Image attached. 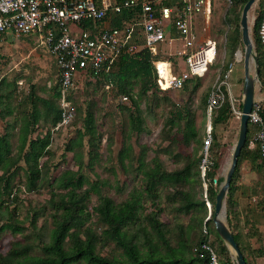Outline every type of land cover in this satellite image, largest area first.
<instances>
[{
	"label": "trees",
	"instance_id": "trees-1",
	"mask_svg": "<svg viewBox=\"0 0 264 264\" xmlns=\"http://www.w3.org/2000/svg\"><path fill=\"white\" fill-rule=\"evenodd\" d=\"M247 1L231 0L232 5L227 15L233 14L238 6L243 7ZM176 2V0H168L165 4L171 5ZM263 11L264 8H261L260 2L257 9L258 15L254 26L253 39L255 51L259 58V75L262 86H264V55L259 41L258 26ZM140 17L141 8L140 6H135L124 9L116 15H110L107 21L109 25L119 28H124L126 25L134 23L136 27L131 41L142 43L144 41L141 32L142 28L138 24ZM168 28L175 30L172 24H169ZM239 43H242V40L240 41V37L237 36L236 39L232 37L228 44L232 59ZM157 59H163V57L161 54L152 53L147 47L134 53L122 50L116 58L106 63L99 77L94 79L87 76L89 81L104 78L106 80L105 86L109 91L119 96L120 99L124 95L128 97L127 101H122L124 103L127 102L125 104H129V106L122 107L129 112L130 129L133 132L140 133L145 128L143 110H141L139 102L140 98L147 97L150 92L153 98H157L159 93H167L172 90H163L159 87L157 70L153 63ZM231 63L232 60L230 59L223 63L220 78H225ZM201 77L200 75L190 76L180 89L189 86V84ZM136 85H140L138 95L134 92ZM9 86L8 84L6 88H2V85H0V118L7 119L5 126L0 128V198L3 193L9 191L12 178L11 169L21 158L29 164L25 182L26 188L31 191L42 185V181L45 180L43 168L45 167L46 170L48 167L46 161L41 165L39 161L41 157L51 152V128H54L61 119V106L57 103V99L61 95L60 87L54 92V97L51 99L40 96H36V98L33 96L32 98L33 93L31 92L32 95H29V99L34 110L29 117H24V122L20 129L19 153L13 156L10 130L14 124L8 119V116L14 111L10 105L14 94L10 91ZM198 86V84H195L192 92L195 93ZM224 90L226 92V100L222 106L214 110L212 115L211 145H213L214 158L209 160L210 163H208L204 173V180L208 184L206 190L208 195L206 197L203 192L204 188L201 186L203 181V155L197 156V149L196 152L185 156L187 160L181 168L173 171L165 170L158 157L153 158L150 165H147L140 155L138 157L139 168L144 171L141 186L133 187L124 200L116 202L108 194L101 193L99 182H89L83 173L84 163L77 151L78 147L85 144L84 137L72 138L66 144V150L74 152L76 158H78V169H66L59 177L49 181L52 189L48 203L52 209L50 214L53 227L50 229L49 239L42 248V253H34L33 247L28 242H21L20 239L15 238L11 241L10 249L6 253L0 252V264H75L81 261L86 264H212L213 254H215L218 264H235L227 245L218 234L213 220L216 194L224 180L223 177L218 175L224 154V149L221 145H226L220 141L218 130L236 119L232 111L229 92L226 87H224ZM209 94L204 99L203 107L205 109L207 108ZM236 98L239 100L238 105L242 109V95L239 94V97ZM39 101L44 105V115L37 108ZM50 111L53 113L51 128H48L43 136L30 137L32 128L38 126L37 123L40 117L44 116L48 119ZM178 120H183L182 136L185 143L188 144L194 139L200 141V146L205 147V121L198 126L192 110L185 107L183 110L181 108L176 109L169 118L172 124H176ZM84 128L86 129L85 135L90 137L88 145L92 147L89 150V154L90 160H93L99 154L98 148L102 140L94 141L100 133L96 130L94 113L91 111L86 115ZM252 129L249 124L245 146L239 155L230 190L225 201V206L227 204V224L234 233V237L248 264L256 261L257 257L264 256V244H261L260 247L250 246L249 249L244 244L247 236L253 238L251 233L254 232V235H260V231L257 227L256 231L253 230L254 221L250 217L252 216L251 214L246 215L245 221L240 217V203L236 196L238 189L237 178L239 177L243 161L249 160L253 164H258V166L259 164L264 166V155L260 148L258 146L254 148L249 146ZM26 148L28 149L25 151ZM118 157L123 167L132 163L135 158L132 144H124L118 152ZM45 172L47 175L48 170ZM214 180H216V183H214ZM3 181H5L4 184H2ZM87 183L90 185L85 187ZM179 185L183 186L182 189L176 190L169 198L175 203L178 202L176 209L179 212L192 213V222L187 225V234H178L177 244L174 245L169 237L170 231L167 225L159 218V214L164 208H161L158 197L162 188ZM197 187L200 190V197L197 196ZM93 192L99 195V201L97 205L93 206V210L105 227L101 235L94 230L92 225H86L92 215L88 209V202ZM149 200H151V204L155 208L144 214L145 203ZM208 202L211 203L212 214L205 220L209 207ZM258 202L256 205L264 210V195ZM9 204L8 200H3L0 203V219L15 220L12 216V210H9ZM38 214L37 210L33 212L34 220L37 219ZM204 222L207 227L205 231L202 229ZM6 226L12 227L15 231L20 229L18 225L10 221ZM197 228L200 229L199 237L194 241L191 239L189 232L191 229ZM247 229H249V232L246 231ZM212 233L215 234L214 240L211 238ZM108 242H113L117 247L121 248L120 254L103 255L97 250L99 243L104 245ZM250 255L253 256L252 262L249 259Z\"/></svg>",
	"mask_w": 264,
	"mask_h": 264
},
{
	"label": "rangeland",
	"instance_id": "rangeland-1",
	"mask_svg": "<svg viewBox=\"0 0 264 264\" xmlns=\"http://www.w3.org/2000/svg\"><path fill=\"white\" fill-rule=\"evenodd\" d=\"M231 5V0H213L211 14L213 22L210 29L213 31L212 38L217 41L218 52L214 62L210 65L208 70L197 80L199 82H192L183 89H172L167 93H159L157 98H153L151 92L147 97L144 96L140 98L139 102L141 110H143L145 127L143 132L138 133L131 131L129 112L122 107L129 106V104H125L127 102L124 103L119 96L106 88V80L104 78L96 81H89L88 78L85 77L78 81L77 87H75L69 95L75 114L71 124L67 125V127H60L59 129H55V127L51 128L52 111L48 113V119L44 116L40 117L37 123L38 126L32 128L30 137L43 136L46 133L45 131L51 128V152L41 157L39 161L40 165L46 161L48 167L46 170H48V174L46 175L44 167L43 175L45 180L42 181V185L39 188L30 191L26 188L25 184L29 164L21 158L11 169V186L7 193H3L0 198V203L3 200H8L10 202L9 210H12V216L15 220L0 219V252L6 253L10 249L11 241L17 238L20 239L21 242H28L33 247L34 253H42V248L47 244L46 242H48L50 229L53 227L50 214L52 209L48 203L52 189L49 181H53L56 177H59L66 169H78V158H76L74 152L66 150V144L72 138L84 137L85 144L78 147L77 151L84 163L83 173L86 175L89 182H99L101 185V193L108 194L116 202L124 200L133 187L141 186L144 178V171L139 168L138 157L140 155L147 165H150L153 158L158 157L163 168L167 171L181 168L186 163L187 158L185 156L196 152L197 149V156L203 155V158L206 159L207 157L208 161L213 160V145L206 149V147L200 146V141L194 139L186 144L182 136L184 128L183 120H178L176 124H172L169 118L176 109L181 108L183 110L184 107L190 108L195 116L197 125L200 126L205 121L207 127L208 114L206 111L207 108L205 109V107H203L204 99L205 96L210 93L214 83H216V80L221 75L223 63L227 62L229 59L232 60L233 70L230 73L228 70L227 74L229 73V75L227 80L229 85L224 84L223 88L226 87L227 91L228 88H230L235 97H239V94L243 97L245 78L244 62L242 59L243 56L239 59L236 52L241 50L244 53V43L242 41V43L238 44L233 59L230 49L228 48V44L230 40H232V37L236 39V37L239 36L240 41L242 40L240 22L243 7L238 6L235 12L233 11L234 13L228 16L227 14ZM257 15L258 12L255 5L250 12L251 34L253 39ZM209 24L210 22L207 25ZM203 32L205 31L203 30ZM178 48L177 42L172 44L167 40L161 44L160 54L163 58H168L171 61L177 62V56L174 53H176ZM0 52V85H2V88H6L9 84V89L14 94L10 103L14 111L8 116V119L14 124L10 130L12 141L11 152L13 156H16L19 153L20 129L24 122V117H29L34 110L29 95L33 93L32 98L33 96L35 98L36 96L49 99L53 98L54 92L60 87L59 75L55 57L50 52L49 48L41 42L38 32L12 38L11 42L3 41ZM180 66L181 69H187V65L184 61L180 63ZM180 68H176L175 71H179ZM250 71L256 76L257 66L254 61L251 62ZM222 79L224 78L221 77L220 80ZM2 81H4L3 84H1ZM195 84L199 86L194 93L192 92V88ZM260 84L261 82L259 79L256 82V87L259 88ZM139 86L140 85L135 86L134 92L136 95H138ZM57 103L60 106V98L57 99ZM37 108L39 112L44 115V105L42 102H38ZM90 111L94 113L95 127L97 132L100 133L98 134V138H95L94 141L102 140L98 148L99 154L93 160H90L89 154V150L92 147L88 145L90 137L85 135L86 129L84 128L86 115ZM6 120L7 119L0 118V128L5 126ZM218 131L220 141L226 144L221 145L224 149V154L221 159L222 164L218 175L225 179L239 137L240 120L236 118L229 125L220 127ZM126 143L132 144L135 158L132 163L123 167L119 161L118 152ZM27 149L28 148H26L25 151ZM240 170L239 177L237 178L238 187L246 188V199L252 200L253 197L256 196L254 203H259L258 201L261 200V197L264 195V166L260 164L258 166V164H253L251 161L245 160L241 164ZM202 178L203 181L202 184H200L204 188L203 192L206 197V195H208L206 191L208 184L204 180L203 172ZM246 179L250 180V185L244 182ZM215 181L216 180H214V183H216ZM4 183L5 181L2 182V184ZM89 185L90 184L87 183L85 187ZM182 187L183 186L179 185L176 187L170 186L168 188H162L159 191L158 197L161 208H164L163 211L160 212L159 218L167 225L170 231L169 237L174 245L177 244L176 239L179 237L178 234H187V225L192 222V213L179 212L176 209L178 202L175 203L169 198L171 194L176 190L182 189ZM197 192V196L200 197L199 187H197ZM98 201L99 195L93 192L88 202V209L92 215L86 225H92L94 230L101 235L105 227L103 223L100 222L99 216H97L93 210V206L97 205ZM226 206L224 208L223 217L227 223ZM144 207V214L155 208L152 206L151 200L147 201ZM35 210L39 212L36 220H34L32 215ZM210 212L211 210L208 207L205 220L210 217ZM9 221L18 225L20 229L15 231L12 227H5ZM205 222L202 226L204 231L207 229ZM199 232V228L191 229L189 232L191 239L194 241L197 240ZM214 237L215 234L212 233L211 238L213 240L215 239ZM97 250L103 255L120 254L122 251V249L117 247L113 242H108L104 245L99 243ZM231 256L235 262L232 254ZM252 257L251 255L249 256L251 262ZM255 263L256 261L252 262V264ZM75 264L86 263L81 261Z\"/></svg>",
	"mask_w": 264,
	"mask_h": 264
},
{
	"label": "built area",
	"instance_id": "built-area-1",
	"mask_svg": "<svg viewBox=\"0 0 264 264\" xmlns=\"http://www.w3.org/2000/svg\"><path fill=\"white\" fill-rule=\"evenodd\" d=\"M0 0V47L6 37L9 39L38 32L41 42L55 57L60 81L61 119L55 129L67 127L74 118L69 93L77 87L81 78L99 77L106 63L111 62L122 51L134 53L147 47L154 54H160L161 44L172 42L168 25L172 24L183 41L182 48L174 53L187 65V69L173 72L168 58L154 60L157 82L163 90L180 89L192 75H203L216 58L218 47L215 39L209 38L200 45L194 38V17L202 15L207 25L212 16L213 0ZM175 1V0H174ZM140 6L138 20L144 38L142 43L131 41L134 23L124 28L111 26L106 22L110 15L124 9ZM84 25V26H83ZM205 25V29H206ZM258 36L264 55V11L259 20ZM238 52V51H237ZM236 52V55H237ZM1 56V52H0ZM238 57V56H237ZM233 70L230 64L229 73ZM226 77L220 76L214 83L207 104L208 123L205 147L212 141V115L226 100L224 84ZM232 111L241 119L243 111L239 100L228 88ZM127 101V96H122ZM264 99H256L249 113V124L253 128L250 147L258 146L264 155ZM210 161L203 158L202 172ZM216 182V181H215ZM211 210V203L208 202ZM206 246V245H205ZM213 264H218L213 254Z\"/></svg>",
	"mask_w": 264,
	"mask_h": 264
},
{
	"label": "water",
	"instance_id": "water-1",
	"mask_svg": "<svg viewBox=\"0 0 264 264\" xmlns=\"http://www.w3.org/2000/svg\"><path fill=\"white\" fill-rule=\"evenodd\" d=\"M258 0H248L242 9L241 14V31L242 41L244 43V85H243V97H242V117L240 119V132L237 143L235 145L230 168L225 176V179L220 185V188L216 194V203L214 208V223L216 230L223 241L226 243L231 254L233 255L236 264H248L244 253L242 252L238 242L234 237V233L230 229L229 225L225 222L223 212L225 208L226 197L230 190L231 181L235 172L239 155L245 146L247 139V133L249 128V113L252 110L253 104L256 100V82L259 78V58L255 51L254 41L251 34L250 24V12L256 5ZM241 51V50H240ZM254 61L257 66L256 76H254L251 69V62ZM212 211L210 212V216Z\"/></svg>",
	"mask_w": 264,
	"mask_h": 264
},
{
	"label": "crops",
	"instance_id": "crops-1",
	"mask_svg": "<svg viewBox=\"0 0 264 264\" xmlns=\"http://www.w3.org/2000/svg\"><path fill=\"white\" fill-rule=\"evenodd\" d=\"M261 2V8H264V0H258V2L256 3V7L257 9L259 8V3ZM213 19L211 18L210 24L207 25L206 29H205V22H204V18L202 15H197L194 17V23H193V31H194V38L196 41L197 45L202 44L203 42H205L206 40H208L209 38L213 37V31L212 29H210L212 26V21ZM108 21L106 22L107 25ZM203 30L205 32H203ZM168 34L173 38L172 40V44H174V42H177L178 45V49L182 48V44L183 41L179 38L178 33L175 30H170L168 28ZM214 39V38H212ZM11 42V39L6 37L5 42ZM183 62L182 58L179 56L177 59V62L173 61L170 63L171 69L173 72H176L175 69L176 68H180V63ZM175 63V64H174ZM184 68H180L179 70H183ZM178 72V71H177ZM256 99H264V86H262L261 84L259 85V88L256 87ZM254 178V177H251ZM257 178V177H256ZM245 183H248V185L251 184L250 180L246 179L244 181ZM241 183V182H240ZM246 188H242V187H238L237 192H236V196L238 198V201L240 203L239 205V211H240V217L244 220V218L246 217V215L251 214L252 216V221H254L253 224V230L256 231V227L259 229L260 231V235H254L253 233L252 237L247 236L246 237V241H244L245 246L249 249L250 246L253 247H260L261 244H264V211H262L255 203L254 200L256 199V196L253 197L252 200L246 199ZM249 200V202H248ZM250 203V205H248ZM245 221V220H244ZM246 231L249 232V229H247ZM252 231V230H251ZM256 263L257 264H264V256H260L256 258Z\"/></svg>",
	"mask_w": 264,
	"mask_h": 264
},
{
	"label": "bare ground",
	"instance_id": "bare-ground-1",
	"mask_svg": "<svg viewBox=\"0 0 264 264\" xmlns=\"http://www.w3.org/2000/svg\"><path fill=\"white\" fill-rule=\"evenodd\" d=\"M237 56H238V58L240 59V58L243 56V52L240 51V50H238V52H237ZM239 61H240V60H239Z\"/></svg>",
	"mask_w": 264,
	"mask_h": 264
}]
</instances>
